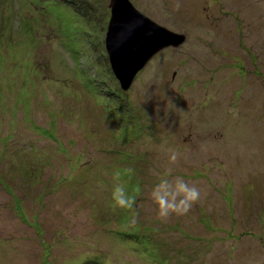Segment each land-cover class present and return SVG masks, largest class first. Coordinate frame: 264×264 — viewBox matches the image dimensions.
Instances as JSON below:
<instances>
[{
	"label": "rangeland",
	"instance_id": "rangeland-1",
	"mask_svg": "<svg viewBox=\"0 0 264 264\" xmlns=\"http://www.w3.org/2000/svg\"><path fill=\"white\" fill-rule=\"evenodd\" d=\"M129 1L186 41L123 91L109 0H0V264H264V0ZM169 149L201 200L163 222Z\"/></svg>",
	"mask_w": 264,
	"mask_h": 264
},
{
	"label": "water",
	"instance_id": "water-1",
	"mask_svg": "<svg viewBox=\"0 0 264 264\" xmlns=\"http://www.w3.org/2000/svg\"><path fill=\"white\" fill-rule=\"evenodd\" d=\"M104 48L119 87L127 91L137 75L161 51L180 48L186 36L141 14L129 0H109Z\"/></svg>",
	"mask_w": 264,
	"mask_h": 264
},
{
	"label": "clouds",
	"instance_id": "clouds-1",
	"mask_svg": "<svg viewBox=\"0 0 264 264\" xmlns=\"http://www.w3.org/2000/svg\"><path fill=\"white\" fill-rule=\"evenodd\" d=\"M181 7L180 0H176L175 8ZM181 153L176 149L168 150V166L158 175L157 182L150 191V198L155 206L157 218L166 222L171 216L187 215L192 207L201 200V189L186 181L181 176L173 175V165L178 164ZM132 169L124 172L114 170L111 175V191L109 207L113 212L125 211L136 214L137 198L142 189L137 185L134 189L128 187L125 176L131 175Z\"/></svg>",
	"mask_w": 264,
	"mask_h": 264
},
{
	"label": "trees",
	"instance_id": "trees-1",
	"mask_svg": "<svg viewBox=\"0 0 264 264\" xmlns=\"http://www.w3.org/2000/svg\"><path fill=\"white\" fill-rule=\"evenodd\" d=\"M107 60H108V59H107ZM108 64H109V62H108ZM106 89H107V88H104V89H103V91H104V93H105L106 96L111 97V95H116V93L113 94L114 90H113L112 88H108L107 91H105Z\"/></svg>",
	"mask_w": 264,
	"mask_h": 264
}]
</instances>
